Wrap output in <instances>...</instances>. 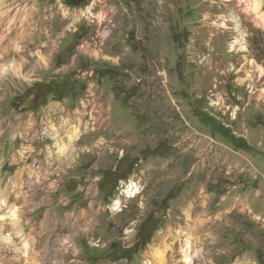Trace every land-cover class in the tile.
<instances>
[{
  "label": "rangeland",
  "instance_id": "374dc122",
  "mask_svg": "<svg viewBox=\"0 0 264 264\" xmlns=\"http://www.w3.org/2000/svg\"><path fill=\"white\" fill-rule=\"evenodd\" d=\"M72 1L0 0V200L19 221L0 220L21 229L27 259L264 264V28L251 0ZM61 121L67 162L38 170L55 147L45 125ZM7 248L0 264H17Z\"/></svg>",
  "mask_w": 264,
  "mask_h": 264
},
{
  "label": "bare ground",
  "instance_id": "6f19581e",
  "mask_svg": "<svg viewBox=\"0 0 264 264\" xmlns=\"http://www.w3.org/2000/svg\"><path fill=\"white\" fill-rule=\"evenodd\" d=\"M261 1L262 0H251L249 8H250L255 20L258 22V24L264 28V13L262 12ZM235 30L239 34V32L241 30L239 24H236ZM242 43L244 44L245 40H244V35L240 33L238 39L234 42L233 46L236 45L237 48L245 47V45H242ZM39 61L41 64L42 61L41 60H39ZM18 69H17V67H13L14 74L11 75L12 77H17L19 75ZM45 126H46L45 131L43 130L44 133L49 134V133H52L53 131L54 132L57 131V132H55V138H53V140H55V143H54L55 147H47L45 159L37 162L38 170L43 169L44 167L46 168L47 166H50V168L53 169V168H56L58 164L67 162L66 161V153H65L66 145L64 144V141H63L64 139L59 138V133L60 134H62L63 132L65 133L64 122L61 121V123L59 124V130L58 129L56 130V128L54 129V127L49 128L48 125H45ZM41 129H42V126H41ZM35 135H37L36 131H35ZM1 136H2V133H0V138H1ZM53 148H57V152L62 155V156H60L59 159H56L55 156L53 155ZM30 181H31V183L29 185H31V187H32L33 186L32 180H30ZM31 187H30V189H32ZM34 187H36L35 184H34L33 188ZM127 193H129V195L133 197L137 193V191H136L134 186L130 185L127 187ZM5 202H7V201H5V199L0 200V219H3V218L5 219L8 217L9 218L8 219L9 226L13 225L14 223H18L19 218L15 216V210L12 209V206L5 204ZM7 215H9V216H7ZM50 218H51V214L46 212L44 215L43 221L48 222L50 220ZM52 218H53V216H52ZM48 225H49V223H48ZM27 242L28 241H25V239L23 238L20 228H16V231L14 232V231L10 230V228L4 227L3 223L0 220V250L3 248H6V250H7L8 249L7 247H9V246L11 248H13L15 250V252L12 251V252H14L13 257L15 258V260L19 261V262L17 261L18 262L17 264H31L29 259H27V258H29V255L32 254V251H31V247L28 245ZM187 244H189L188 240L185 241V245H187ZM188 251H189L188 247H185L184 256H186L185 260H187V261L189 260ZM0 252H2L1 254H4L3 251H0ZM159 260H161V259H159ZM35 264H39V263L37 262Z\"/></svg>",
  "mask_w": 264,
  "mask_h": 264
},
{
  "label": "trees",
  "instance_id": "16d2710c",
  "mask_svg": "<svg viewBox=\"0 0 264 264\" xmlns=\"http://www.w3.org/2000/svg\"><path fill=\"white\" fill-rule=\"evenodd\" d=\"M67 1H72V0H65L66 5L69 6H78L79 3H75V2H67ZM64 86V85H63ZM49 94H59V95H67L70 92V89L67 87H62L61 86L59 88H55L54 86L51 87V89L48 90ZM147 226L146 221L141 225L140 231H142V228H145ZM150 241V234L143 236L141 235V233L139 234V238H138V242H140L141 245L145 246L149 243Z\"/></svg>",
  "mask_w": 264,
  "mask_h": 264
}]
</instances>
